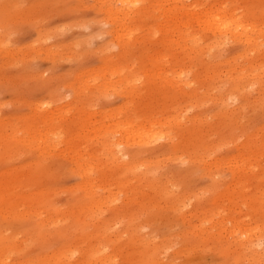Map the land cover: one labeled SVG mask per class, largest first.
<instances>
[{
    "label": "rangeland",
    "instance_id": "1",
    "mask_svg": "<svg viewBox=\"0 0 264 264\" xmlns=\"http://www.w3.org/2000/svg\"><path fill=\"white\" fill-rule=\"evenodd\" d=\"M98 1L0 0V264H264L241 232L221 223L238 218L249 227L241 230L264 231V158L256 156L264 154V49L222 69L178 49V59L154 65L144 41L125 60ZM228 1L251 3L264 24V0ZM160 23L158 45L167 37ZM236 44L220 56L247 52ZM254 55L262 68L248 94L236 76ZM126 112L165 126L146 143H127L117 130ZM102 125H112L111 137ZM117 139L126 141L117 152L127 145L130 165L108 153ZM262 230L255 234L263 249Z\"/></svg>",
    "mask_w": 264,
    "mask_h": 264
},
{
    "label": "bare ground",
    "instance_id": "2",
    "mask_svg": "<svg viewBox=\"0 0 264 264\" xmlns=\"http://www.w3.org/2000/svg\"><path fill=\"white\" fill-rule=\"evenodd\" d=\"M98 2L103 4L102 7L105 10L104 14H106V12H107L115 24L116 31H115V29H114V31L117 33V40H118V42L121 43L120 46L122 47V50H121L122 53H120V54L118 53V54L123 56L125 58V60H126V58H131V57L134 58L135 57V50L137 48L136 46L140 43H143L144 41H150L151 50L153 49L154 53L152 55H149V56L145 53L144 54L145 57H144V55H142L141 57L148 59L154 65H156L157 63L160 64L159 62H163V63L167 62L168 63V62H171V61L178 59L177 55L181 51L180 53H182V54L184 53L185 56H183L184 54L179 55L180 58H182L181 56H183V58L187 56L188 58H191L192 60H195V59L198 60L199 59L200 61H198V62H200V63L211 61V58H213L215 63L217 64V67L220 66V68H221V67H225V65L230 64L232 62L237 63V60H239L241 58L248 59L251 57L250 54L252 55V53H254V52H256L258 55H260L259 52H261V50L263 51V49H264V24H261V22L257 18L254 17L255 16V8H254V6H252L251 3L248 5V8H249L248 9L247 7L246 8H239L235 5L234 1H231V3H230L228 0H225V1H222V0H99ZM96 4H98V3L96 2ZM231 4H232L233 8H231ZM99 6H101V5H99ZM99 8L101 9V7H99ZM157 20H161L160 24L163 25L162 31H163V33L165 32L167 37H168V39L166 37V40L159 41V45L163 44V46L165 48V49L163 48V50H157V47L159 46L157 43ZM138 22H140L141 25H135ZM116 33H115V35H116ZM153 38H156V39L153 41L152 40ZM115 39H116V36H115ZM1 40H0V42H1ZM3 42H5V41H3ZM232 42L237 43L236 45L245 44V47H247V49H248L247 52L244 54H242L243 52L239 53L241 55L238 54L237 56H234V57L232 56V57L223 58L222 54H221L222 56H220V52L229 43L232 44ZM116 43H117V41H116ZM238 43H240V44H238ZM2 45L3 44H1V49H2ZM3 47H6V46L4 45ZM177 49L180 50V51H178V53H177ZM123 57H121V58H123ZM260 57L262 58L263 56L261 55V56H259V58ZM124 58H123V60H124ZM182 59L180 60L181 62H183ZM251 59H252V57H251ZM257 59H258V57L256 58V56H255V59L253 61L247 60L248 61V67H244L243 69H241V71L237 70V76L238 77L236 76V78H239L241 82L246 80L244 83L241 84V86L239 85L241 87V88L240 87L239 88L242 89L243 91L248 90V92H249V93L247 92L248 94H250V92H251V91H249V90H251V88L250 89H248V88L252 85L253 86L255 85V82H250V79L258 77L257 73H256V72H258L256 70L257 68L255 69V67H257L256 65H258ZM263 59H264V57H263ZM197 60H195V61L197 62ZM180 61H179V63H181ZM189 61H190V59H189ZM243 61H245V60H243ZM262 62L264 63V61H262ZM238 63H239V61H238ZM259 63L261 64V61ZM108 64H106V65H108ZM244 64H243V66H244ZM260 64L258 66H259V68H262V65L260 66ZM109 66H107V68H109ZM234 66H235V64H234ZM236 66H238V68L240 67L239 65H236ZM111 68H113V67H111ZM123 68H124V66H123ZM231 68H233V67H231ZM225 69H227V68H225ZM101 70H103V69L101 68ZM101 70H99V72ZM118 70L122 71V69L121 70L118 69ZM227 70H229V72H231L230 69H227ZM233 70L234 69H232V71ZM259 70L262 71V73H264V71H263L264 69L263 70L259 69ZM108 71H110V70H108ZM128 72L129 73L125 72V77H126V74L127 75L129 74L127 79L130 80L131 79V77H130L131 72L130 71H128ZM107 73H109V72H107ZM110 73H111V71H110ZM132 73H134V72H132ZM220 73H223L222 70L220 71ZM225 73H223V74H225ZM262 73H261V75L263 76ZM134 74H136V76H139V75H137L136 72ZM176 74H177V72H176ZM110 75L112 76V74H110ZM121 75H123V74H121ZM229 75H231V74H229ZM234 75H235V73H234ZM261 75H259V78ZM106 76L109 77L108 74L103 76V77H106ZM221 76H222V74H221ZM98 77L99 76H97V78H95V79L98 80L100 78V77L99 78ZM132 77H134V75ZM228 77L229 76L227 75L226 78H228ZM231 78H233V77H231ZM241 78H243V79H241ZM105 79H107V78H105ZM233 80H234V78H233ZM235 80H237V79H235ZM111 81L113 84L114 81L113 80H111ZM230 81H231V79H230ZM127 82H125V83H127ZM133 83H135L134 79H133ZM257 84L259 85V83H257ZM114 85H112V86H114ZM133 85L131 84V86L128 88L131 89V87H135V84H133ZM184 85H186V84H184ZM187 85H188V83H187ZM229 85H231V84H229ZM126 86H127V84H126ZM225 87H226V81H225ZM225 87H223V88H225ZM262 87H261V89H262ZM256 88H258V87H256ZM125 89H127V88H125ZM133 89H135V88H132L131 90H133ZM131 90H130V92H131ZM127 91H128V89H127ZM238 92H240V91H238ZM230 93L232 96V92H230ZM234 93L236 94V91ZM225 95L227 96V94H225ZM243 95H245V94H243ZM233 96H234V94H233ZM233 96L231 97V99L233 101L237 100V96L236 97H233ZM239 97H240V94H239ZM260 98H262V96ZM247 99H248V97H247ZM228 100H226L225 103ZM242 106H240V107L242 108ZM244 107L245 106H243V108ZM223 112H225V111H223ZM124 115H125V118H123V120L124 119L126 120V118H127V120L123 122V120L119 119L118 120L119 123L117 122L118 123L117 130L120 127L122 132H124L125 134L127 133L126 135H128L127 138L125 137L126 138L125 140L128 141L127 143H131L135 140V141H137V143L135 142L136 143L135 145H137V146L139 143H142V142L146 143V142L150 141L152 137H150V139H149L147 134L148 133L151 134L152 132H155L157 130V126L159 127V125L162 126V124H163V122H160L159 120H157V123L153 122V121H148L147 123H142L138 120H133L131 118L132 116H130V117L128 116V112H126ZM223 115H224V113H223ZM120 121H121V123H120ZM168 121L170 123V120H167V122ZM114 124H113V126H114L113 129H115L116 128L115 126H117L116 124L115 125ZM103 126L105 127V125H102V127ZM107 126H108V124H107ZM161 126L159 127V129L163 128L165 126V123L163 124L162 127ZM110 127H111L110 130H107V129H109L108 127H107V129H106V127L104 128V131H105L104 134H106L105 137H107L108 133L110 134L111 129H112V125ZM165 129H166V127H165ZM121 130H118V131H121ZM107 131H108V133H107ZM161 131H163V130H161ZM101 132H103V129ZM101 132H100V134H102ZM165 132H166V130H165ZM112 133H114L115 134L114 136H116L117 132L114 131ZM163 133H164V131H163ZM166 134H168V133L166 132ZM133 135H136V136H133ZM158 135H160V133ZM158 135H157V137L159 138ZM0 136L4 137L5 135L1 134ZM109 136L111 137V134ZM137 136L139 139H137ZM99 137H101V136H99ZM105 137H103V138H105ZM121 137H122V135H121ZM39 138L41 141L45 138H47L48 140L51 139L49 142H51V147H52V141H53L52 139L53 138L51 137L50 133H44L43 135H40ZM167 138H165V139L167 140ZM159 139H161V138H159ZM175 139H176V137L174 138V141H175ZM106 140L108 141V139H106ZM162 140L163 139H161V141ZM112 141H113V139H112ZM114 141H115V139H114ZM117 141H118V139H117ZM124 141L121 140V143ZM153 141L155 142V139ZM170 141H173V140H170ZM104 142H105V140H104ZM26 143H28V142H26ZM114 143L110 142L109 150L107 149L108 144H107V147L104 146V147H106L105 149L108 150V153L110 152L112 154L113 158L117 161V163L119 165L120 164L122 166L123 165L124 166L130 165L133 160H132V156L130 153L131 151L129 152V150H128V146L127 145H126L127 147L125 145L122 146V148L126 147L127 150L125 148H123V150H122V148H121L120 150H118L119 151V153H118L117 148H118V146H119V148L121 147L120 146L121 143L119 141L116 142L117 144L115 143L116 145ZM127 143H125V144H127ZM151 143H153V142L151 141ZM137 148H139V147H137ZM140 149L142 150V148H140ZM140 149H139V151H140ZM132 151H134V150H132ZM242 151H243V149H242ZM252 151H254V148ZM255 152H254V154H255ZM251 154H253V152ZM133 155H135V154H133ZM246 155L247 154H245V152L242 154L243 158L245 159L243 161V158H242L243 165L239 167L242 170L244 168L247 169L246 167H247L249 157H247ZM253 156L255 157V155H253ZM256 156H259V157L263 156V158H264V154L262 152H256ZM254 157H252V158H254ZM236 159H238V158H236ZM236 159L234 160L235 162L237 161ZM258 160H260V158H258ZM235 166H236V164H235ZM235 170L237 171L239 169L236 168ZM239 171H238V173H239ZM244 171H246V170H244ZM185 199L183 201L181 200L182 204L183 203L185 204V201H186ZM262 200L263 199H261V201ZM241 206L242 205H240V207ZM228 222L231 223V225L233 227V228H231V229L229 228V229L230 230L234 229V231H232L233 234L238 231V232H241L243 234V236H245V240L244 239L243 240L246 241V243H248V245L250 246V249H252V250L249 249L250 252L252 251V253H250V252L249 253L253 254V252L255 251V253H254L255 257H257L259 259V261L262 260V262H263V260H264V247L262 249V246H261L262 245V243H261L262 237H259V239H257L256 238L257 235L255 234L258 231L262 230L260 228V226H257L256 228L254 227L255 229L252 228L249 231L248 230L243 231L244 227L247 226V225H245V224H247V222L242 221L238 218H234V219L230 218L227 220V222L222 221L221 223L225 224L224 226L226 228V226L229 224ZM218 226H219V224H218ZM214 227H216V226H214ZM214 227L211 226L212 229ZM223 228L224 227H222V229ZM222 229H221V231H222ZM241 229H243V230H241ZM204 230H205V228H204ZM211 231L213 232V230H211ZM215 231H218V229H215ZM215 231L213 233H217ZM208 232H209V230H208ZM208 232L207 233L205 232L206 235L210 234V232L209 233ZM219 232H220V229H219ZM203 233H204V231H203ZM230 233H231V231H230ZM224 234H225V232H224ZM239 234L240 233H238V235ZM227 235H228V233H227ZM219 236L223 237L224 235H221V232H220ZM232 236H234V235H232ZM235 236H236V234H235ZM230 237L231 236H229V238ZM240 240H242V238H240L238 241L242 244V245L240 244V247H241V250H243V248L246 247V244L244 243L245 246L242 248L244 241H240ZM238 249H240V248H238ZM235 251H237V250H235ZM242 252H240V253H242ZM236 253H238V252H236ZM250 256L251 255H249V258L252 259L253 256L252 257H250ZM257 258L254 261H258ZM103 260L104 259H102V261Z\"/></svg>",
    "mask_w": 264,
    "mask_h": 264
}]
</instances>
